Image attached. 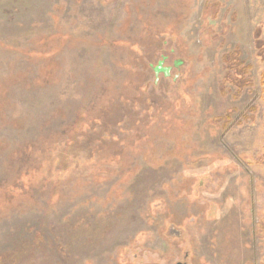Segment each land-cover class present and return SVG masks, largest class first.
Instances as JSON below:
<instances>
[{
	"label": "rangeland",
	"instance_id": "374dc122",
	"mask_svg": "<svg viewBox=\"0 0 264 264\" xmlns=\"http://www.w3.org/2000/svg\"><path fill=\"white\" fill-rule=\"evenodd\" d=\"M179 263L264 264V0H0V264Z\"/></svg>",
	"mask_w": 264,
	"mask_h": 264
},
{
	"label": "water",
	"instance_id": "95a60500",
	"mask_svg": "<svg viewBox=\"0 0 264 264\" xmlns=\"http://www.w3.org/2000/svg\"><path fill=\"white\" fill-rule=\"evenodd\" d=\"M156 70H158V68H157ZM166 71H167V70H166ZM166 71H165V72H166ZM179 264H181V263H179Z\"/></svg>",
	"mask_w": 264,
	"mask_h": 264
}]
</instances>
